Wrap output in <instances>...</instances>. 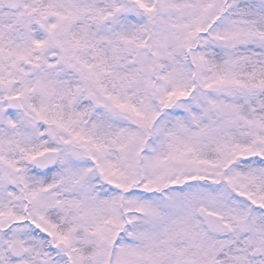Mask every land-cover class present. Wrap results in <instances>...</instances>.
<instances>
[{"label": "rangeland", "instance_id": "obj_1", "mask_svg": "<svg viewBox=\"0 0 264 264\" xmlns=\"http://www.w3.org/2000/svg\"><path fill=\"white\" fill-rule=\"evenodd\" d=\"M222 1L26 0L23 11L9 19L24 32L22 40L9 28L0 34V81L8 84L0 85V130L8 131L15 147L26 144L30 153L11 162L6 147L0 146V159L7 163L0 165V264H88V260L109 264L106 242H112L125 220L129 225L115 246L117 262L150 264L163 248H158L160 243L170 247L183 239L189 248L194 239H202L192 225L178 229L168 218L161 233L146 231L142 220L164 216L168 196L187 207L182 222L188 223L196 213L193 195L201 202L207 188L194 185L183 190L177 184L192 178L194 168L210 169L213 165L205 152L232 135L251 137L240 148L243 159L264 158V127L238 117V103L246 95L240 76L243 63L257 54L264 62V32L232 17L213 23ZM41 5L43 11L38 12ZM53 8L69 12L70 19L60 17L58 22L61 13L53 15ZM39 20L46 26L39 29ZM78 26L84 31L81 43ZM131 26L137 35L130 33ZM51 30L61 36L60 41L50 36ZM91 31L97 46H89ZM56 41L67 50V57ZM106 48L114 52L113 71L107 78L95 64L96 50ZM215 50L226 56L223 75L213 76L208 68L207 56ZM54 55L57 58L50 60ZM29 57L43 67L34 79L27 77L24 67L32 61ZM193 64L199 70L197 81L192 78ZM88 92H94L106 109L87 106ZM9 96L22 97L25 107L37 114L36 120L7 112L4 100ZM55 102L62 111L68 108L67 117L59 111L52 114ZM77 108L88 110L87 121ZM114 109L128 113L135 124L114 115ZM101 116L112 119L113 150L102 148L96 138V118ZM41 121L47 125L41 126ZM50 124L61 129L53 131ZM69 144L76 150L85 148L88 157L72 158ZM50 146L61 151L53 186L47 193L32 190L31 184L43 177L26 160ZM13 170H19L18 175ZM234 175L239 176V183L234 182L238 193L227 200L222 190L210 199L208 208L226 209L227 223L237 230V239H244L238 253L222 264H264V167L247 173L236 167ZM235 206L239 211L231 213ZM58 219L60 226L55 224ZM15 240L27 254L12 262L6 254ZM229 241L204 239L197 246L207 250L202 264H217L216 253ZM81 244L95 250L92 258L81 252ZM255 248L262 250L261 257H252Z\"/></svg>", "mask_w": 264, "mask_h": 264}, {"label": "trees", "instance_id": "obj_2", "mask_svg": "<svg viewBox=\"0 0 264 264\" xmlns=\"http://www.w3.org/2000/svg\"><path fill=\"white\" fill-rule=\"evenodd\" d=\"M238 1V2H235ZM263 0H223L219 3V10L217 17L212 21L213 23H216L219 21V19H222L223 17H232L235 20L244 22L248 25H250L256 32H264V6L262 5ZM143 8H140V11H143ZM42 11V9H41ZM38 12H40V7ZM61 16L64 17L65 21L70 19V13L67 11H62ZM152 20V18H151ZM72 26H75V23L72 22ZM74 30V28H73ZM130 33H136L137 35V29L136 27L131 26V29L129 30ZM74 33V32H73ZM206 32L203 33L205 35ZM50 35L53 37V39H56L57 41L61 40V36H54L53 32H50ZM202 35V36H203ZM84 38V31L81 26L77 27V40L79 43L83 42ZM87 38L89 39V46H97L98 43L94 39L93 32L91 31ZM56 41V42H57ZM195 40V42H197ZM57 45L59 46V49L62 51L63 55L67 57V50L62 47L61 44L57 42ZM101 48H105L106 46L102 44L100 46ZM97 55L95 56L96 59V66L97 68L105 75L107 78L109 74L113 71L112 64H113V58L111 55L114 54L112 49L106 48L104 51L96 50ZM261 52V51H260ZM155 56V54L152 55V57ZM208 59V68L211 73V75H223L226 68V56L223 54L221 50H215L211 54L207 56ZM194 65V64H193ZM243 70L240 73L241 76V82H242V89L246 90V95L244 94L243 98L238 103V117L241 120H245L244 122H248L251 124H255L258 126V128L264 127V62L262 61V57L257 54L254 57H252L251 60L245 61L243 63ZM195 69L192 73V78H194V81H197V75H198V68L194 65ZM253 72H257L255 76L252 75ZM259 72V73H258ZM131 78V77H130ZM193 81V82H194ZM244 85L246 88H244ZM250 87L251 89L247 88ZM66 90V89H65ZM67 94V91H66ZM191 94H193L191 92ZM63 101V100H62ZM184 101H186L184 99ZM57 104V103H56ZM87 106H91V104L86 100L85 103ZM92 107V106H91ZM161 106H158L159 109ZM34 111H37L35 107L32 106ZM33 111L32 109H30ZM161 115L163 116L162 110H159ZM58 112V108L53 111ZM114 115L120 114L130 125H134L135 122L133 121L132 117L128 113L120 112L118 109H114L113 111ZM60 113L63 115L68 116V108L66 107V111H62V107L60 108ZM77 113L80 116L83 121L88 120L89 112L78 109ZM97 123H99L98 129L96 130V138L98 142L100 143V146L104 149H112V140L115 139L113 133L110 131L112 130V119L104 118V117H98ZM159 120V119H157ZM93 121V120H92ZM4 128H6L4 126ZM86 128L88 129V126L86 125ZM60 130V129H58ZM147 133V132H146ZM0 134L4 135V132L0 131ZM249 141H251V137L248 134H234L232 135L228 140L223 141L218 145L216 148L209 150L208 152H205L207 155L206 159H209L210 164L213 166L209 169L206 168L205 171H201L199 167L194 168V175L192 178L186 179L185 182L177 184V188H182L184 190V187H192L194 188V185L197 186H206L207 188V195L204 197L205 199L201 202H198V195L194 194V203H196L195 210L197 209V206L200 205H208L210 206V199L214 196H217L218 193L222 192V190H226V198L227 200H231L233 194H237L238 190L234 188V182L237 181L239 183V176L236 177L234 175V169L238 167L242 173H247L249 170L253 168H261L264 167V158L254 156V158H245L240 154V148L247 144ZM0 146H7V157L9 158V161L15 160L16 156L30 153L28 149L29 147H26V144H21V149L15 150L16 143L12 139V137H5V139H2L0 136ZM69 147H71V156L74 158L76 155L77 157L79 155H84L88 157L87 152L85 151V148H78L75 149L74 145L69 144ZM13 148V149H12ZM52 148V146H51ZM235 148V151H234ZM25 152V153H23ZM204 157V154H203ZM13 162V161H11ZM26 163L28 166L30 165L29 158L26 160ZM0 165L2 167H6L7 163L5 159H0ZM223 166V167H222ZM222 167V168H221ZM181 170H184L183 166L180 167ZM35 171V170H34ZM14 172V170H13ZM40 175V177H43V180L35 183L32 185V190H38V191H44L47 193L52 186L54 182V172L49 171L46 173H39L35 171ZM18 175L17 173H15ZM53 175V177H52ZM8 173H7V176ZM15 178V177H14ZM16 179V178H15ZM17 180V179H16ZM176 196H174V200H176ZM165 207H164V216L160 218H149V219H143L142 222L144 224V229L146 231L148 229H155V231H159L164 228L166 219H170L171 223L176 228H182L184 229V226L186 225H192V228H194L195 232L200 231L202 235V239H194L192 243V247L186 248V241L183 239H179L178 242H176L173 246L167 247L163 246L161 243L159 244L158 248L160 249V253L156 255L155 261H150V264H202V258L207 253V250L205 249H197V246H199L202 241L206 238H211L214 242L215 240H221L222 237L219 235L214 234H206L204 232V227L200 221V219L197 216V213H192L193 217L189 220L188 223H183V214L187 211V207H182L181 205H177L176 202L180 200L173 201L170 197H165ZM210 204V205H209ZM238 206V205H237ZM232 208V212H238L239 209L236 207ZM121 210H123L121 208ZM223 215L225 216L226 209L220 210ZM124 211H122V214ZM121 213V211H120ZM185 215H188L187 213ZM228 215V214H227ZM225 217H229V216ZM230 221V217H229ZM231 221H233L231 219ZM57 226H60L59 219L55 222ZM129 225L128 220L122 221V226L117 229L116 234L113 233V239L112 242L107 241L106 246H108V253H107V259L109 264H133V263H124V262H117L116 261V241L121 236V233L125 227ZM252 233H253V227H251ZM163 230H161V233ZM46 233V234H45ZM46 236H43L45 241L48 242L49 235L47 232H44ZM228 239L230 240V245L222 250H220L218 253H216V259H214V263L222 264L224 262V259L229 258L230 256H233L237 249L241 248V244L244 242V239H237L236 237V230H234V234L228 235ZM167 239V238H166ZM149 240V238H147ZM200 241V242H199ZM55 247H58V244L54 245ZM81 247V252L91 255V258L96 253L93 248H83L82 244L79 245ZM8 260L12 262L19 261L18 259L13 258L10 253L7 254ZM86 256V255H84ZM87 257V256H86ZM151 260V259H150ZM91 261L88 260V264H90ZM233 264V263H228Z\"/></svg>", "mask_w": 264, "mask_h": 264}, {"label": "water", "instance_id": "obj_3", "mask_svg": "<svg viewBox=\"0 0 264 264\" xmlns=\"http://www.w3.org/2000/svg\"><path fill=\"white\" fill-rule=\"evenodd\" d=\"M5 7L12 11H18L22 6V0H3ZM53 59L55 56L52 57ZM26 67L29 69V76H34L39 70L40 66L33 64L31 62L26 63ZM89 101L97 109L105 107L101 103L94 93L88 95ZM8 107L13 111H23V105L21 103L20 97L13 96L7 98ZM59 151H48L42 155L36 156L32 159V165L39 170H50L53 169L59 161ZM198 216L204 222V225L208 232L210 233H221V232H231L229 225L224 223L221 216L215 215L208 212L204 207L199 208ZM10 252L15 257H23L25 255V248L18 242L14 241L11 245ZM261 251L259 249L254 251V256H260Z\"/></svg>", "mask_w": 264, "mask_h": 264}, {"label": "flooded vegetation", "instance_id": "obj_4", "mask_svg": "<svg viewBox=\"0 0 264 264\" xmlns=\"http://www.w3.org/2000/svg\"><path fill=\"white\" fill-rule=\"evenodd\" d=\"M25 1L23 0V5H24ZM0 7L3 8V13L2 15L0 16V34H4L5 31L7 30V28L10 29V31L14 34V36L17 38V39H21L22 37V33L24 31H21L19 32V24L17 23H10V18H12L13 16H16L18 13H10L9 11H6L4 9V4H3V0H0ZM23 7V6H22ZM42 11H43V6H42ZM23 11V9L21 10ZM20 11V12H21ZM14 19V18H13ZM16 20V19H15ZM17 28V30H14V28ZM38 28L41 29V25H38ZM4 56V55H3ZM2 56H0L1 58ZM30 60H32V62L36 63L35 62V59L33 57H29ZM55 60V59H54ZM1 80V79H0ZM0 85L5 88V86H7L8 84H4L2 81H0Z\"/></svg>", "mask_w": 264, "mask_h": 264}]
</instances>
